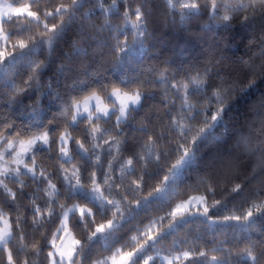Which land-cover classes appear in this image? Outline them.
Listing matches in <instances>:
<instances>
[{"label": "snow or ice", "instance_id": "snow-or-ice-1", "mask_svg": "<svg viewBox=\"0 0 264 264\" xmlns=\"http://www.w3.org/2000/svg\"><path fill=\"white\" fill-rule=\"evenodd\" d=\"M0 264H264V0H0Z\"/></svg>", "mask_w": 264, "mask_h": 264}, {"label": "trees", "instance_id": "trees-1", "mask_svg": "<svg viewBox=\"0 0 264 264\" xmlns=\"http://www.w3.org/2000/svg\"><path fill=\"white\" fill-rule=\"evenodd\" d=\"M246 36L247 34L243 31L242 26H238L236 29H234L233 32V36L228 37L229 39H234L235 42L232 45V50L233 51H237L238 54H243L244 51H246V49L244 48V43L246 42ZM206 40H208L209 38H205ZM215 38H211V41H214ZM194 43V42H193ZM65 45H61V47L58 49V55L57 57L54 58V60H58L59 56L62 55L63 50H64ZM199 46L197 45V48ZM97 59H99V57H97ZM256 94L259 95V90H256ZM251 99L252 98H241L239 103L234 104L232 111L229 112L228 114V118L232 119L235 123H240L244 120L245 116L247 115V112L245 111L246 106L251 103ZM47 107L52 108L53 110H55V105L48 103ZM201 155H200V168L201 170L204 169H211L214 168L216 166L217 161L215 160V156L221 151V147L218 145H212L209 146L205 143L201 144ZM193 171H195V169L193 168H188L185 169V176H189L190 173H192ZM201 192H203V188L200 189ZM181 199L184 197H180ZM219 198V197H217ZM167 210V209H166ZM237 211H239V209H237ZM154 215H163V213H153ZM190 230L192 233H205L207 231V226L204 224H201L199 221H196L195 223H193L192 225H190ZM132 235H136V233H132ZM180 236H183L184 233L181 232L179 234ZM221 239H223V237H220ZM161 247H168L170 246L168 241H164L162 242V244L160 245ZM217 255H219L217 253Z\"/></svg>", "mask_w": 264, "mask_h": 264}]
</instances>
